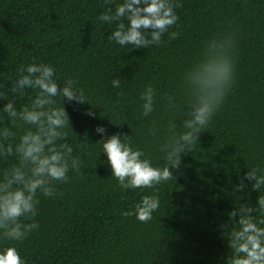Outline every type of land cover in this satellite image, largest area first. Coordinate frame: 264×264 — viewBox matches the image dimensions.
<instances>
[{"label": "trees", "instance_id": "trees-1", "mask_svg": "<svg viewBox=\"0 0 264 264\" xmlns=\"http://www.w3.org/2000/svg\"><path fill=\"white\" fill-rule=\"evenodd\" d=\"M118 2L0 0V79L14 78L17 66L35 57L56 65L59 83L78 78L95 107L64 101L74 130L68 142L84 161L81 174L69 173L71 180L59 185L62 195L41 197L33 218L38 229L5 243L15 244L27 264H218L226 242L216 222L227 219L222 213L231 208V180L264 162V0H180L179 20L170 29L177 37L165 34L160 45L132 51L109 41L114 25L97 19ZM229 32L235 33L236 74L224 103L183 155L176 180L159 186L161 203L152 219L122 215L152 189L120 188L106 155L99 156L96 126L130 134L158 159L139 92L147 84L157 89L151 119L161 132L170 120L179 125L188 107L182 73L201 58L208 41ZM116 75L123 97L110 87ZM165 94L176 96L179 111L166 110ZM27 102V96L17 98L18 107ZM90 108L94 116L87 114ZM80 137L85 145L77 148ZM10 163L0 160V169Z\"/></svg>", "mask_w": 264, "mask_h": 264}, {"label": "clouds", "instance_id": "clouds-1", "mask_svg": "<svg viewBox=\"0 0 264 264\" xmlns=\"http://www.w3.org/2000/svg\"><path fill=\"white\" fill-rule=\"evenodd\" d=\"M180 6V0H119L97 19L114 25L107 39L115 45L130 51L148 49L160 45L165 34L170 39L177 37L178 33L170 29L179 20ZM235 43L234 32L211 39L201 58L184 70L181 84L188 107L179 125L170 120L166 131L161 132L159 123L151 119L157 110V89L147 84L139 92L140 114L150 123L146 135L158 140V159L134 144L130 134H108L105 126H96L101 135L96 141L99 156L106 155L111 177L120 188L152 189L122 215L135 216L141 222L152 219L161 203L159 186L176 180L175 170L181 166L183 155L192 152L199 134L234 84ZM110 87L117 97L125 95L119 75L111 79ZM25 96L28 102L18 107L17 98ZM164 99L168 112L179 111L176 96L165 94ZM64 101L92 106L90 92L78 78L70 76L59 83L56 65L35 57L20 63L14 78L0 79V160L12 161L0 169V264H27L15 244L5 242L22 241L38 229L40 225L33 218L41 197L62 195L59 185L71 180L69 173L81 174L84 161L68 142L74 130ZM87 114L95 115L91 108ZM83 145L84 137H80L76 147ZM230 184L231 208L222 213L227 219L216 222L219 236L226 242L218 264H264V162L236 174Z\"/></svg>", "mask_w": 264, "mask_h": 264}]
</instances>
